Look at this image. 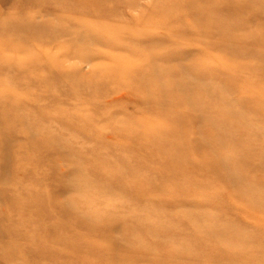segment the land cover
Segmentation results:
<instances>
[{
	"label": "rangeland",
	"instance_id": "374dc122",
	"mask_svg": "<svg viewBox=\"0 0 264 264\" xmlns=\"http://www.w3.org/2000/svg\"><path fill=\"white\" fill-rule=\"evenodd\" d=\"M197 1L201 2L200 5L196 4ZM261 1L0 0V140L10 144L7 154H2L0 148V174L5 155L12 166L4 177L0 176V234H3L0 235V264H38L39 260L34 263H27L26 260H33L41 251L48 250L52 252L53 261H57L63 258V252H67L62 251L59 245L45 243L44 230L47 226L37 217L22 215L17 199L23 191L31 192L32 188L28 187L30 182L40 206L46 210V222L62 223L51 206L53 199L48 195V181L53 186L64 187L59 194L63 202L72 200L78 209H104L114 213L131 207L126 203L129 197L119 190H128L138 195V202H145V195L140 193L139 188L143 184L146 190L163 193L161 197L156 196L157 206L162 204L161 201L172 204L175 200L179 203V197L187 200V208L191 206L188 209L193 211L207 200L210 204L206 208L200 207L209 216L220 208L217 205L219 202L212 204L211 197H219L225 205L221 212L228 210L225 220L245 225L250 231L257 229L264 237V226H261L264 224V210L259 209L252 214L253 211L248 210L242 200H234L227 192L221 177L207 169L203 171V176L200 173L197 177L202 181L199 185H193L191 181V185L183 186L186 187L183 192L174 193L177 199L174 198L170 188L184 176L174 169L166 173L155 167L154 164L168 167L171 162L168 159L162 162L157 152L149 151V134L144 135L141 131L146 130L147 125L149 128L157 127L159 118L155 116L156 109L146 103L149 90L152 92L156 88V84H144L147 69L155 59L171 60V52L176 49L187 51L186 55L199 52L197 45L163 40L168 39L169 29L181 27L186 28L178 30L182 39L195 43L197 26L190 24L191 13L195 8H201L199 17H202V27L210 30L208 38L205 37L212 55L209 59L212 58L217 75L213 74L211 80L205 81L211 84L213 93L207 96L203 90L205 84L195 78H208L207 73L201 68L195 70L199 67L196 65L190 68L194 77L189 72L186 75L189 74L194 81L189 97L200 96V102L208 101L211 105L215 120H211L213 129L210 132H213L210 134L213 137L215 128L224 133L221 140H216L218 144L223 141L226 148L233 146L239 152V147H244L245 143H260V140L245 137L244 133L246 129L252 130L251 126H264V109L251 107L253 102L264 103V78L259 71L240 68L239 64L255 61L254 53L264 56V11L259 9ZM219 12L227 14L225 22L231 28L226 32L213 27L212 16L218 17ZM230 36L234 41L231 51H234L229 55L231 61L226 63L223 56L214 51L221 46L222 49L227 47ZM153 39L163 42L146 48L144 40ZM245 52H251L253 56L241 55ZM188 60L186 66H190L193 59ZM169 65H178L175 68L180 71L184 66L174 61L167 65L171 71L175 68H169ZM180 78L168 77L171 85L179 82ZM170 87H166L165 96L158 98L164 103L161 109L170 114L182 113L183 108L178 111L179 108L172 104V101H179V94L170 92ZM250 87H257L262 92L253 97ZM182 106L187 105L183 103ZM167 121L170 126L175 124L173 119ZM181 122H185L187 135H193L191 121L182 117ZM220 122L223 128L216 127L215 124ZM197 125L200 127L202 121ZM135 129L140 131L136 133ZM255 161L254 157L244 161L241 155L229 159V163L233 165L235 162L242 173L244 168L251 169L247 178L239 176L240 185L247 181L246 184L250 181V184L260 182L264 185V171L255 166ZM120 162L127 163L126 169L119 165ZM36 163L38 167L33 166ZM152 169L161 173L158 182L150 180ZM47 175L56 180L51 176L48 180ZM5 177L8 179L3 182ZM63 179L70 183L69 186L60 182ZM75 180L77 184H74ZM120 185L123 187L120 188ZM122 203L126 205L115 207ZM159 210L163 211L162 206L156 209L157 212ZM68 231L75 235L76 241L82 238L97 242L99 239L72 228ZM193 233L191 226H182L177 235L189 237ZM155 239L160 244L167 241L162 236ZM262 241L264 239L259 238L255 247H264ZM207 245V251L218 246L211 241ZM2 247H9L15 259L3 255ZM85 254L77 253L75 258L80 261L85 258L87 264H120L115 260H100L96 255ZM103 254L106 256L104 250ZM168 260L163 258V262L159 263L144 258L134 264H169Z\"/></svg>",
	"mask_w": 264,
	"mask_h": 264
},
{
	"label": "bare ground",
	"instance_id": "6f19581e",
	"mask_svg": "<svg viewBox=\"0 0 264 264\" xmlns=\"http://www.w3.org/2000/svg\"><path fill=\"white\" fill-rule=\"evenodd\" d=\"M254 1L259 2V0ZM200 3V1L196 2V4L199 5ZM256 4L253 3L252 5ZM259 9L264 11L263 0L260 2ZM200 10L201 8H195L191 13L192 17L190 19V24L197 26V29L194 31L196 33H194L196 36L195 43H193L192 40H189V42L187 39L185 40V38L182 39L181 33H179L178 30H185L186 28L181 29V27L171 28V30L169 29L167 32V35H169L168 39L163 40L178 42V44L185 42V45L187 43L197 45L199 48H196V50L199 49V52L194 51L186 55L185 53H187V51L180 52L179 49H176L171 52L173 55L171 60H161L162 57L160 59H155V61L150 63L149 69H147L144 84L147 82L152 86L156 84V88H153L151 90L152 92L149 90V94H147L149 98H146V103L149 107L156 109V111H154L155 116L157 115L159 118L156 122L157 127L152 126L149 128V125H147V129L141 131L144 132V135L149 134L150 139L148 140H151L150 143H147L149 151L157 152L162 162L164 159H168L171 162L168 166L171 167L170 169L161 164H154L155 167L166 173L167 171L174 169L173 171L182 173L184 176L177 185L171 186L170 189L173 196L174 193H178L179 190H181L180 192H183L186 188L183 186L191 185V181H193V185H199L202 181L197 180V177H199L200 173L201 176H203V171L207 169L221 177L225 182L226 189L228 190L227 192L235 198L234 200H242L248 210H252V214H256L259 209L264 210V185L260 182H252L253 184H250V181L248 184H246L247 181L243 183L244 185H240L239 176L247 178V176H249L248 172H251V169L250 167L244 168L246 173H242L238 170L239 167H237L235 162L232 163L233 165L229 163V159H234L235 157L239 158L241 155L245 161V159L254 157V159H256L254 162L255 166L262 168L261 171H264V126H251L250 129L252 130L246 129V132L244 133L245 137L255 138L254 140H260V143H253L252 145L245 143L244 147H239V155L238 150H234L233 146L231 148H226L225 144H222L224 143L223 141L218 144L216 140H221V137H223L224 133L222 130L218 131V129L215 128L213 137L211 136L210 133H212L213 130L210 132V129H213L211 127L213 124L210 123L211 120H215V118L212 115L211 105L208 101L200 102L198 99L200 96L197 95H195L196 97L194 98L189 97V91L192 92L193 89L192 81H194L191 77H194V75H192L190 68L193 69L196 65L199 67H195V70L201 68L205 74L207 73L208 78L195 76L196 80L205 84L204 86H206V88L203 90L207 96H212L213 93L210 90L211 84H208L205 81L208 79L211 80L213 74L217 75L213 69L214 64L211 62L212 58L209 59V57H212L211 51L209 50L210 46L205 42V37L208 38L210 30L202 27V17H199ZM226 16V12H219L218 17L212 16L213 27H218L220 29L219 31L223 32L230 29L231 26L225 22ZM145 41L146 40H144V45L148 49L152 46L154 47L156 44L160 45L163 42L159 39ZM232 42L234 41L232 36H230L226 43L228 48L224 47V49H222L223 47L220 45L221 47H218L219 49L214 51L218 53V56L222 55L226 63L232 59L229 57L234 51H231L233 49ZM241 55L250 57L253 56V53L245 52ZM188 58L190 60L191 58L193 59L190 66H186V62L189 61ZM253 59H255V61L248 64H239V67L243 69L248 67V69L259 71L264 78V56L260 53H254ZM174 61L178 62V64L184 65L181 68V71L176 69L178 68V65L175 66L176 68L169 65V68H175L176 70H168L167 65ZM188 72L191 76L189 74L186 75ZM172 75L174 77H181V80L175 84L172 83L171 85L168 77ZM167 86H173L170 87V92H177L179 94V101H172V104L174 107L179 108L178 111L183 108V115L179 112L174 114L166 113L161 109L164 103L158 101V98L159 96H165L168 89L166 88ZM250 88L252 90L251 96L253 97L257 95L256 93L262 92V90L257 89V87ZM215 95H217V91L215 92ZM185 99L187 101L190 100V102H186ZM151 102H154V104H151ZM183 103L187 106H182ZM244 104L247 105V103ZM251 107L262 110V108L264 109V103L253 102L251 103ZM182 117L184 120L188 119L191 121L193 128L191 133H193V135L188 136L185 132V122H181ZM168 119L175 120V124L170 126L169 123H166L168 122ZM199 121H202L200 127L197 125ZM215 125L218 128H223L221 122L216 123ZM139 131L140 130L137 129L134 130L136 133ZM243 138L244 136H242V139ZM9 145L10 144H8L7 141L0 140L2 154H7L9 151ZM247 145L249 146L246 147ZM170 149L173 150V152L170 153ZM245 156L247 157L245 158ZM6 159L8 158L5 155L3 166L1 168V177H4L9 171V168L11 170L12 167L8 164ZM196 160H198L197 163L194 162ZM20 164L23 166V162H20ZM37 165L38 164L36 163V165L33 166L38 167ZM119 165L124 169L127 167L126 162H120ZM133 168L137 170L135 166ZM150 171L152 172L150 179L151 182H158L161 173L156 169ZM49 176L55 179L52 175H47L46 178L48 180L50 178ZM7 179L5 177L2 181L6 182ZM55 180H53V182ZM60 182H62L64 186H69L70 184L64 179ZM136 182L137 181H135L133 185H135ZM30 183L31 184L28 187H31L33 190L31 189V192L29 193L23 191V193L21 192V196L18 195L19 198L17 199V204H20L22 215L37 217L45 224V227L47 226L44 230L43 240L45 243L59 245L61 246L60 249H62V251L67 252L62 253L65 255L61 256V258L63 257L61 260L53 261L51 256L52 252L50 250L45 252L41 251L37 256H34L35 258L33 260H26L27 263H34L39 260L38 264H87L85 258H81V261L78 260V257L75 258L77 253H80L82 256H85V253H87L89 256L96 255L100 260H115L120 264H134V262H139V260L141 261L144 258L159 263L163 262V258H168V261L170 262L169 264H179L181 262H186L188 264H264V247H255L256 244H258L256 241L259 238L264 239V237L259 234L257 229L253 228L250 231L249 227L245 225L232 223L229 219L225 220L224 218L228 210L224 213L221 212V210L225 208V205L223 204V200L219 197L218 199L211 197V199H213L212 204H217L215 202L220 203L217 204L220 208H217V212H214L212 216L207 215V211L204 209L210 204L207 200L201 202L199 208L192 211L188 209L191 206L188 208L186 206L187 200L184 198H181V200L179 197V203L175 200L172 204L168 201L167 203L161 201L162 204L160 205L162 206L163 211L161 212L159 210L160 212H157L156 209H160L161 206H157L158 202L156 201V196L161 197L163 196V193L157 194L150 190H146L145 186H142V182H138L140 185L142 184L139 188L140 193L145 195V202H138V195L131 193L128 190H119L121 193H124L129 197V200H127L128 202L126 203H129L131 207H127V209L125 208L120 213H114L104 209H101L100 211H96L95 209H78L76 205L74 206L72 204L74 203L71 202L72 200L63 202L59 199V194L64 187L61 185L53 186L50 184V181H48V195L53 199L50 201L51 206L56 210L55 215L62 221V223L59 224L53 223L52 220L50 222L45 221L47 218L46 210L40 206L41 203L34 194V186L32 182ZM77 183L78 182L75 180L74 184ZM113 187H115V184H113ZM122 187L123 186L120 185V188ZM131 190H133V188H131ZM174 198L177 199L175 196ZM135 201L137 202L134 203ZM148 201L150 202L148 203ZM126 203L116 205L115 207L117 208L126 205ZM131 203L137 205L133 206ZM200 206H204V208ZM152 210H154L153 214H150V211L152 212ZM184 221H187L186 225L184 224ZM182 226H191L194 230L192 236L184 237L177 235V233L181 232ZM261 226H264V224ZM70 228L75 229L78 233L83 232L87 234V236L91 235L95 238L99 237V239H97V242H90L88 239L84 240L82 238L79 241H76L75 235L70 234L68 231ZM159 236L165 238L167 240L166 243L160 244L159 241H156L155 238ZM209 241L214 242V244L217 243L218 246L215 249L207 251V243ZM1 250L3 255H10V257L14 258L13 251L9 247H2ZM103 250L105 251L106 256H104L105 254H103ZM46 252H49L50 254H47ZM99 264L101 263L99 262Z\"/></svg>",
	"mask_w": 264,
	"mask_h": 264
}]
</instances>
